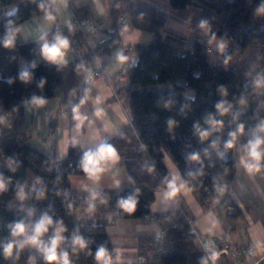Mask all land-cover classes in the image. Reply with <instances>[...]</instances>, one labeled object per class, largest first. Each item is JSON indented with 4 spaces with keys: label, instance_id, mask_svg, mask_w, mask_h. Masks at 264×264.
Returning a JSON list of instances; mask_svg holds the SVG:
<instances>
[{
    "label": "trees",
    "instance_id": "1",
    "mask_svg": "<svg viewBox=\"0 0 264 264\" xmlns=\"http://www.w3.org/2000/svg\"><path fill=\"white\" fill-rule=\"evenodd\" d=\"M168 1L176 9L195 6L200 10L196 28L225 44L223 51L214 52L215 61L209 59L201 40L169 28L162 11L142 0H109V37L64 64L45 61L38 44L21 40L16 28L51 12L50 0H0V176L5 183L0 191V264H47L30 245L14 248L11 256L4 254L6 244L22 239L12 236L11 225L21 221L32 225L45 213L53 225L43 239L51 237L57 222H62L65 239L58 252H66L70 264H101L97 250L103 247L108 255L112 250L105 225L95 221L77 225L71 214L87 206L85 196L95 192L97 197L110 199L120 218L150 216L155 191L166 188L171 178L166 156L199 197L218 198L220 190L227 194L228 183L237 171L234 146L242 142L246 148L264 123V0H225L222 4L211 0ZM74 14L86 16L77 7ZM124 18L128 23L123 24ZM143 31L152 38L139 44L137 38ZM57 34L69 41L81 39V32L71 27L54 28L44 36L50 43ZM10 35L12 44L5 46ZM125 46L137 52L136 62L127 71V83L115 90L127 107L129 123L100 145L86 149L70 145L62 157L56 145L47 150L35 146L25 118V102L33 97L59 98L63 105L79 106L88 92H80L83 77L95 64L96 55ZM21 59L26 61L22 70ZM24 73H28L27 80L21 79ZM221 102L229 107L223 115L216 108ZM209 117L221 122L222 127L212 131L206 122ZM241 125L243 132L239 131ZM197 126L210 135L202 140ZM232 133H236L234 146L228 148ZM101 145L116 150V160H122L129 185L118 190H73L69 176L88 175L81 161L85 153ZM193 155L198 158L193 160ZM116 160L109 158L105 164ZM261 164L264 174V159ZM21 189L24 199L19 197ZM129 197L136 201L131 211L120 205ZM232 207V214L237 216V207ZM167 217L172 222L162 235L163 252L155 245L159 234L142 238L139 255H147L151 264H203L205 260L215 264L197 246L183 213L176 211ZM76 235L83 238L84 247L73 245Z\"/></svg>",
    "mask_w": 264,
    "mask_h": 264
},
{
    "label": "crops",
    "instance_id": "2",
    "mask_svg": "<svg viewBox=\"0 0 264 264\" xmlns=\"http://www.w3.org/2000/svg\"><path fill=\"white\" fill-rule=\"evenodd\" d=\"M50 3L51 12L40 14L16 28L21 40L38 44L45 61L48 60L42 55L44 42H41V36L57 27L70 28L73 21V9L65 0H50ZM72 4L73 7L82 8L86 16L98 22L97 29L91 34L94 44L109 37V0H73ZM48 15L54 19L49 21ZM69 43L66 62L86 51L85 44L80 40ZM99 59L103 62L105 75L94 79L79 106L63 105L59 98L47 99L43 105L25 102V118L35 146L47 150L56 145L62 157L70 145L81 149L100 145L129 123L127 107L115 87L120 88L127 83V71L131 70V64H135L136 58L125 46L110 54H103ZM242 157H246V154L235 155L236 175L228 183L227 194L219 191L218 198L199 197L177 166L166 156L164 162L171 178L166 188L155 191L154 199L150 202V216L120 218L109 198L96 196L92 199L90 195L85 196L87 206L74 211L72 219L77 225L90 221L105 225L112 245L109 254L111 264H136L142 238L156 237L166 231L172 222L167 215L176 211L184 214L195 234L198 247L210 237L224 236L235 245L247 243L254 246L258 258L255 263H264V175L260 171L246 170L241 163ZM69 183L79 193L118 190L129 185L121 159L105 164L104 171L93 177L71 175ZM232 204L237 207V216L232 214ZM215 264H248V261L240 263L231 255L221 252Z\"/></svg>",
    "mask_w": 264,
    "mask_h": 264
},
{
    "label": "clouds",
    "instance_id": "3",
    "mask_svg": "<svg viewBox=\"0 0 264 264\" xmlns=\"http://www.w3.org/2000/svg\"><path fill=\"white\" fill-rule=\"evenodd\" d=\"M261 11H264V8H262ZM47 19L52 21L54 18L51 15H48ZM41 39L44 40L41 51L46 60L57 64L66 63L65 57L70 47V43L67 38L57 34L51 43L46 40L45 36H41ZM11 44L12 36L10 35L5 41V46H11ZM219 48L221 51H223L225 44L220 43ZM21 79L27 80L28 73L22 74ZM221 91L223 92L224 90L221 89ZM32 103L35 105H43L45 100L42 98L33 97ZM216 108L221 115L229 111V107H226L225 103L223 102L218 103ZM206 122L212 125V131H217L220 127H222L221 122L211 117H209ZM239 131L243 132V125L240 126ZM197 132L199 133L202 140L210 135L208 131H202L199 126H197ZM256 133H264V123H261L258 126ZM256 133L253 134V138L248 142L245 148L246 157H242L241 159V163L249 172L260 171L262 167L261 161L264 159V148H262V145H264V136ZM231 136L232 141H229L226 145L228 148H232L234 146L233 141L236 138V133H232ZM109 158L112 160H116L118 158L116 150L111 145H101L96 151L85 153L81 161V167L85 173H87L90 177H93L95 174L104 171V165ZM191 158L195 160L198 157L193 155ZM4 189L5 183L3 177L0 176V191H3ZM39 195L42 197L43 191H41ZM96 195L97 194L95 192H92L91 198L95 199ZM19 197L24 199L25 194L23 189L20 190ZM135 204L136 201L133 197H129L128 200L120 201L121 207L129 211L135 208ZM29 214L31 215V213ZM52 225L53 220L47 213L43 214L32 225H26L23 221L11 225L12 236L14 238L22 237V239H14L12 242L6 244L4 246L5 256H11L14 248L19 250L30 245L35 247L43 255V258L47 264H70L68 254L62 250L58 252V248L65 239L62 233L65 232L66 229L64 228L62 222H57L55 225L54 234L51 237H49L47 240L43 239L44 235L49 231V226ZM72 243L74 246H85L83 238L78 235L73 236ZM215 258L216 254L213 253L212 259L215 260ZM97 260L100 261L101 264H111V257L103 247H100L97 250ZM203 264H207V261L205 260Z\"/></svg>",
    "mask_w": 264,
    "mask_h": 264
},
{
    "label": "rangeland",
    "instance_id": "4",
    "mask_svg": "<svg viewBox=\"0 0 264 264\" xmlns=\"http://www.w3.org/2000/svg\"><path fill=\"white\" fill-rule=\"evenodd\" d=\"M65 1L68 3L67 0H65ZM142 1L149 6H155V7L159 8L162 11V14L164 15V17L167 19V25L169 28H172L175 31H178L181 34H184V35H187L190 37H195V38H198L199 40H201L205 44V50L209 56V59L212 61L216 60V56H215L214 52L217 49H220L219 44L221 42H220V40H218L216 38L209 37L207 34H205L204 32H202L196 28L197 22L199 21V16H200V10L197 7L187 6L184 9H176L169 3L168 0H142ZM211 1L214 3L222 4L223 1H225V0H211ZM69 6H71L73 9L76 8V7H73L72 3L69 4ZM104 17L105 16H103L102 19H104ZM79 18L80 19H87L89 21V23L91 25L89 28L90 30H92L91 29L92 27H96L99 25L97 21H95L94 19H92L88 16H85V17L79 16ZM127 21H128L127 18L125 20H122L123 24H126L125 22H127ZM78 31H80V30H78ZM80 32H81V39L80 40L83 42V44H85L86 47L91 49L95 45L93 43V39L91 37V34H88L87 33L88 31H85V30L80 31ZM151 35L147 32H144V31L141 32L139 40L137 38L138 43L139 44L148 43L152 38ZM128 51H130V53L132 55H134L135 58L137 57V52L134 51L132 49V47H129ZM128 56L131 57L130 55H128ZM97 58H100V56L98 55ZM20 62H21L20 68L22 70L24 68L23 65H24V63H26V61H25V59H21ZM132 66H133V63L131 64V68H132ZM102 75H105V72H103ZM92 85H93V83H91L90 86L92 87ZM91 87L89 89H91ZM236 107L241 109V108H243V105L242 104H236ZM4 121H7V123H9L10 119H7V120L4 119ZM262 134H264V133H262ZM32 143L34 144V142H32ZM234 152H235V155H240V156L245 155L246 151H245L244 144L242 142L237 143L234 146ZM261 174H262V172H261ZM262 175H264V174H262ZM220 191H222V190H220ZM213 237H219V236H213ZM250 246H252V245H250ZM252 247H254V246H252ZM227 254L230 255L229 253H227ZM257 261H258V258L256 255V257L253 260L248 261V264H260L261 263V262L255 263ZM262 264H264V263H262Z\"/></svg>",
    "mask_w": 264,
    "mask_h": 264
},
{
    "label": "built area",
    "instance_id": "5",
    "mask_svg": "<svg viewBox=\"0 0 264 264\" xmlns=\"http://www.w3.org/2000/svg\"><path fill=\"white\" fill-rule=\"evenodd\" d=\"M69 4L72 3L73 0H67ZM73 9V8H72ZM90 23L87 19H80L74 14L73 9V21L71 24V28L80 30V31H89L90 29ZM98 26L92 27V30L97 29ZM92 49V48H91ZM104 72L103 62L96 56V62L93 65L92 69L84 75L83 85L80 89V92H87L89 91V88L91 87V83H93L94 79L97 77L102 76ZM162 235L163 232L159 237H156L155 245L157 247V250L160 252H163L162 248ZM200 247L203 250V252L206 254V256L209 258V260L213 263H215V260L212 259L213 253L216 254V257L218 253L225 252L229 253L232 258L237 259L240 263L253 260L256 257V250L254 247L246 244L241 245H235L228 241L224 236L220 237H211L209 239H206L205 241H202L200 243ZM216 259V258H215ZM136 264H151L150 258H148L147 255L140 254L136 258Z\"/></svg>",
    "mask_w": 264,
    "mask_h": 264
}]
</instances>
